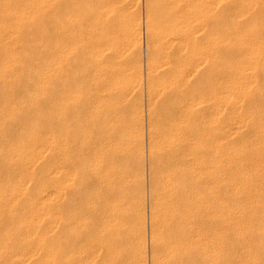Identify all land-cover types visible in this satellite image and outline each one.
<instances>
[{
    "label": "bare ground",
    "instance_id": "bare-ground-1",
    "mask_svg": "<svg viewBox=\"0 0 264 264\" xmlns=\"http://www.w3.org/2000/svg\"><path fill=\"white\" fill-rule=\"evenodd\" d=\"M137 2L123 0L127 11H135L128 12L120 43L109 23L117 0H0V264H62L63 257L64 264H75L72 255L74 247L79 248L74 246L79 238L70 240L73 245L68 244L72 245L69 249L65 245L71 257L61 254L62 247L53 239L62 225L69 232L79 224L77 207L82 204L79 170L83 164L77 150L82 146L79 139L83 134L78 128L82 104L75 71L80 56L77 43L82 39V24L87 22L80 21L84 11L83 16L93 23L94 53L90 50L97 85L93 93L99 115L103 112L98 116L92 148L97 170L95 202L101 209H95L92 216L103 229L109 227L115 207L110 200L114 193L111 180L117 165L111 157L107 124L108 99L117 89L110 59L117 57L119 44H123L134 56L128 66L130 84L141 87ZM143 11L151 264H264V210L258 217L255 213L264 207V182L252 181L258 173L264 175V111L259 109L264 107V0H144ZM48 15L53 30L49 48L55 52L51 49V61L46 64ZM59 40L67 47L61 48ZM66 52L65 60L61 53ZM64 62L67 68L62 67ZM48 65L57 72L54 81ZM47 83L54 86L50 87L54 97L49 102L51 119L46 114ZM226 105L231 106L234 133L239 135L244 127L250 130L243 146L225 144L231 129L219 119ZM131 124L130 129L135 125ZM133 131L128 134L133 141L128 144L127 161L124 159L125 181L136 176L139 189L136 184L138 192L124 203L123 225L131 246L128 264H144L140 213L145 202L144 160L137 143L140 133ZM55 136L61 140L56 141L63 157L57 153L61 159L57 160L64 162L56 178L69 176L67 185L65 182L60 191L57 189L61 196L56 206L67 212L68 217L63 216L66 224L63 220L59 223L60 215L49 210L57 202V191L51 195L46 191V155L51 154L48 147L57 143ZM227 187L236 190L238 197L229 200L224 193ZM47 225L52 237L49 247ZM72 232L71 239L78 234ZM95 246L94 257L103 254L106 262L99 259V263L109 264L107 257L116 249L109 245L108 237L97 238ZM237 253L241 256L236 257Z\"/></svg>",
    "mask_w": 264,
    "mask_h": 264
},
{
    "label": "rangeland",
    "instance_id": "rangeland-1",
    "mask_svg": "<svg viewBox=\"0 0 264 264\" xmlns=\"http://www.w3.org/2000/svg\"><path fill=\"white\" fill-rule=\"evenodd\" d=\"M117 1H118V4L119 3L121 4V2H122V5L119 4V6H117L118 5L117 4L115 6L117 9L115 8V13L113 14V19H109V21L111 20L109 23H111L113 29L115 28L114 29L115 31H113V33L115 34L114 37L115 38L117 37L118 42L121 43L122 41H119V39L122 40L121 37H122V33H123V30H124V27H125L123 23H125V21L127 19L128 12L129 11H135V9H131V10L127 11V8H126V6L123 3V0H117ZM137 4L139 5V9L138 10H140V13L138 12V10H136L135 13L138 16V17L136 16V19H138V20L141 19L140 22L137 20V22H138L137 23V25H138L137 26V31H138V35H139V38L138 39H139V43L141 44V46L139 45L141 47L140 48L141 49V51H140L141 52V60H140V67H141V69H140V71L141 72L139 71L140 72V75H142V76H140V82L142 81L141 82L142 85L140 84L141 87L137 88L138 87L137 86L136 88H133V85L130 84L129 78H130V75H131V73H130L131 70H130V68L128 66H130L132 64V61L134 59H132L133 54H130L129 52H127V50L125 49V47H123V44L120 45L117 42L119 44V46H120V47L119 46L118 47H119V49L121 51L118 50V48H117V50L119 51V53L117 51V57H113V58L111 57L112 59H110L111 60L110 61L111 62L110 63L111 64L110 65L111 66V70L114 72V73L112 72L113 73L112 75H113V77L115 76L116 77V80H117L116 85L114 86V89H116V88L117 89L116 90L113 89L114 90L113 91V94H112L113 97L111 96V98L108 99L109 100V103H110L108 105V107L110 109H107V111L110 114H109V118L107 119V124H108V133L110 134L109 137H110L111 148H112L111 149L112 150L111 151V153H112L111 154V157L113 156L112 159H116V161H117V165H115V171L117 170V172L113 171L114 172L113 175H112V179L113 180H111L112 181L111 182V185L113 187L111 189H113L112 191H114V193L112 195L113 196L112 197L113 199L111 198L110 200L112 201V203H113V205L115 207L111 211V216H110L111 217V220L109 222V227H107V230L106 229H103L102 228V225H100L101 222L98 223V221L94 218V216H92V213H94V210L95 209H98V210L101 209V207H96V202H95L96 201V189H94V187H95L94 184H95V181H96V178H95L96 173L95 172L97 170L94 171L95 170L94 169L95 168V161L92 160V159H94L93 158V156H94L93 153L94 152L92 153V151H93L92 148H94V143H95L94 140L96 138L95 137L96 135H94V131H95V134H96V130L95 129H97V126L99 127V124H100L99 123L100 121L98 122L99 124L97 123V121L99 120V117L98 116H100L101 114H103V112H101V114L99 115V112H98L99 108H97V104L95 103L96 102V97L94 95L95 93H93L97 89V87H96L97 85H96V81H95V75H94L95 72H96L95 71L96 69L94 70L95 64H94V60H93L94 48L92 46L94 44V40H93L94 34H93V31H91L92 28H90L93 25V23H90L91 22L89 20L90 18H85V16H83L82 13H84L85 11L84 12H80L81 15H82V17L80 16V19L83 18V19L87 20V22L89 20V23H87L85 21V23H87V24L84 23L83 19L80 20L81 22L83 21V23H84V24H82L80 22L83 25V29H82L83 31L82 32L84 34L83 33L81 34L82 39L80 38L78 40V43H77L78 44V50L79 49L80 50L79 51H76L77 52L76 54H79L80 56H77V60H76L77 61L76 62V68L77 69L75 68L76 69V71H75L76 72L75 73L76 74L75 75L76 77L75 78H76V81L78 80V83H80V84H78V85H80V90H79L80 92H78L77 94L80 95V99H81V103L80 104H82V105L79 104L80 105L79 106L80 107L79 108V111L81 113H80V117H79V125L80 126H78V128L80 127L81 134H83V136L82 137L80 136V139H79L80 142L82 141V146L80 144L77 147V150L79 149L78 151L80 152V153L79 152L78 153L82 155V156L81 155H78V156L81 157L82 164H83L82 166H80L81 169L79 170V172H81L80 174H82L81 180L84 182V183L81 182L82 183V185H81L82 188L80 187L81 190H80V193H79V195L81 194L79 197H80V199L82 201V202L80 201L79 204H81V203L82 204H81V206L78 205V207H77V209L80 207L79 209L81 211L79 209L77 210L78 211L77 214H79L78 216H80L79 217V222H78L79 224H77V226L73 228V230L75 231V234L78 233V234H76V236L74 235L75 236V239L73 240V237L74 236H72V239H71V237H69V235L71 236V232L73 230L69 231L70 232L69 233L67 231L68 228L67 227H64L65 225L64 226L62 225V227H64V229L65 228H67V229L64 230L60 226L61 228L58 231L60 233L57 232L58 234L56 233V236L54 237L56 240L53 239V243L55 241V243L57 245H59L58 248L62 247V248H60L61 251L63 250L61 252V254L64 252V255H66V256L69 255L68 257H71V255L69 254V251H68L69 246L71 247L73 245L71 241L78 240V238H79V240L77 241V244H76V241L74 243V246L76 245L79 248L76 249V247H74V249L76 250V252L72 255V258L74 259L75 264H101L102 262L103 263L106 262V259H105V257H103L104 256L103 254H101V257H99L98 255L96 257H94V254L95 253L93 254V251H96V248H95L96 246L95 245L97 243V238L100 239L103 236L104 237L105 236L108 237L109 245L112 248H115L116 249V251L113 253V255L111 256V258H109V256L107 257V260H108L109 264H128L129 263V256H130L129 254L130 253L128 252L129 250H127V249H129L131 246L128 245L129 243L127 241L128 237H129V233H127V230L125 229L126 227H125V225H123V223L126 220V215H125V212L123 211V209H124L123 206L125 207L126 204H124V203H127L129 201L128 200L129 195L132 194V193L133 194H136L138 192V189H139L138 188V184H137L138 182H136L137 181L136 180L137 179L136 176L135 177L134 176L131 177L130 178L131 180L129 179V180H126L125 181V179H128V178H126V175H127L126 173L127 172H126L125 162L127 161V157H125V155L127 156V152L126 151L129 148V145L131 144L130 141H133V140H130L129 139L130 137L128 136V134L130 135V130L131 131L135 130L133 132H136L137 131L138 134L140 133L139 135H137L138 136L137 137V143H138V147L143 149L141 152L143 153L142 154V160H144V161H142V164H143L142 165V168H143V170H142V173H143L142 176L143 177L142 178H143V186H144V191H143L144 192V195H143L144 198H143V200L145 201V202L144 201L143 202L145 204L143 203V207H140V211H141L140 213H141L142 221H143V224H142V233H143V243H142L143 250H142V253L143 254L142 255L144 256V264H151V243H150L151 242V228H150V206H149V199H148L149 196H148V158H147L148 157V148H147L148 147V132H147V118H148V116H147V104H146L147 103V99H146L147 98V96H146V71H147L146 70V67H147L146 63H147V60H146V54H145V52H146V49H145L146 46L145 45L146 44H145V34H144V26H143L144 25L143 24L144 23L143 22L144 0H138ZM138 5H137V7H138ZM119 7H121L120 10H118ZM137 7H136V9H137ZM83 9H84V7H83ZM80 11H81V9H80ZM137 12H138L139 15L137 14ZM47 17L49 18V15ZM49 21L51 22L50 18H49V20H46V27L48 25V27H47L48 29L46 28V30H47L46 31L47 32L46 39H48V40H46V45L48 47L46 48V51H45V53L47 55L46 56V59H47L46 60L47 61L46 64H49L50 63V61H51V55H50V53H52V50L54 49V48L53 49L51 48L52 49L51 50L49 48V46H51V41H49V40H51V38H49V36L50 37L52 36V34H50V32H51L50 29H52V27H51V24L52 23H50ZM112 21H113L114 25H113ZM47 22H48V24H47ZM139 23H140V25H139ZM90 24H92V25H90ZM84 25H86V26H84ZM138 27H140L141 29L138 28ZM52 32H53V30H52ZM89 40H91V41L88 42ZM59 42L61 43V40H59ZM91 42H92V44H91ZM60 43H59V46L62 45L61 48H63V46L64 47H67V46H65L66 45V42H62L61 45H60ZM89 46H91V47H89ZM79 47H81V48H79ZM90 49L92 50L93 53L91 52ZM76 50H77V48H76ZM67 54H69V53H67V52L66 53H61L62 56H64V55L66 56L65 57V60L67 58ZM128 55H131V58ZM114 59H116V60H114ZM141 61H142V63H141ZM64 63H63L64 66H62V67L67 68L66 67L67 66L66 65L67 63H65V64ZM50 65L47 66V72H48V69L50 71V72H48V74L52 72L51 70H53L52 73H54V76H52V74L50 76L53 79V78H55V74L57 72L54 71L53 68L51 69V66ZM65 68H63V70ZM47 77H48V79H51L49 76H47ZM117 77H118V79H117ZM57 79L60 80L59 77L58 78L56 77V80ZM61 79H63V78H61ZM53 81H54V79H53ZM122 81H123V83H122ZM48 82H49V80H48ZM61 82L62 81L60 80V83ZM50 83H53L54 85L56 84L55 82H52V81H50ZM50 83H47V86L48 87L46 89L48 91L47 96H46L47 97L46 100L49 98L48 99L49 101L47 100V103H48L47 104V107L48 108H47L46 114L50 112L49 105H51V103L49 104V102H51V100L53 101V99H51V98H54L51 95V93H50V91H51L50 90V87L52 86V85H50ZM262 84H264V81H262ZM52 87L54 88V86H52ZM55 88H56V86H55ZM134 89H135V91H134ZM128 92H130V93H128ZM49 96H51V97H49ZM82 100H83V102H82ZM230 107L231 106H228V105H226L224 107V109L222 111L223 113H222V115L220 116V119H219L220 124L227 125V127H230V129H231L230 133L225 138V144L226 145H233V146H240V145L243 146V143L251 135V133H250V130H249L248 127L242 128L241 129L242 131L240 132L239 135H236L234 133V131H235L234 125L230 121L231 120ZM259 109H260L261 112L264 111V107H261ZM50 114H53V113L51 112V113H49V115L47 114V117L49 119H51L53 117V116L51 117ZM97 117H98V119H97ZM49 119L47 120V123H46V124H48L47 126L51 125L50 123H48V122H50ZM108 120H109V123H108ZM131 123H133L135 125H134V128H131L130 129V127H133V125ZM58 133H55V134H58ZM134 135L136 136V133H134ZM56 136H55V142H57V143L53 144V146L54 145H56V146H54V147L51 146L52 148L51 147L50 148L48 147V150L47 151H49V153H51V154H47L48 156L46 155V162H47L46 163L47 165L45 166L46 167L45 168V171H46L45 182L47 184L46 191H47V194L48 195H51L50 194L51 191H53L52 193H54V189L57 191V194H56L58 196V197H56V198H58V199H56L57 202L55 201L56 203L54 202L53 203V206H50L51 209L49 208V210H51V211L53 210L52 212L55 211L54 213L56 214V217H57V214L60 215V217L58 215V217H59V220H58L59 223L63 220L65 222V224H66V217H63V216H67L68 217L67 212L65 211V209H63L64 207H61L63 209L62 210L60 208V206L58 207L56 205L59 204V201L58 200H59V198L61 196V195H58V193L60 191V186L62 187L65 184V182H66L65 185H67L68 179H66V178H69V176L67 175L68 176L67 177L65 175L63 177V175H61V177L58 178V180L56 178V176H60V175H58L59 173L57 171L59 165L61 166L62 163H64V162L61 161V164H60V161H59V160H61L60 158L62 157L61 155H59V152L62 151V149L59 148V147H61L60 146L61 145L60 144L61 140H59L58 137H56ZM57 139L60 142L56 141ZM139 140H141L142 142L140 141L141 143H139L138 142ZM114 149H115V152H114ZM51 150H53L54 152L51 151ZM89 152H90V154H89ZM57 153H58V155H59L60 158L58 157ZM114 155H115V157H114ZM89 156H90V158H89ZM118 157H120V159ZM82 158L83 159L85 158V159L83 160ZM86 158H87V160H86ZM261 158L264 159V155H262ZM57 159H59V160H57ZM79 160H80V158H79ZM84 164H86V165H84ZM62 166H64V165H62ZM54 170L57 171V175H54V174H56V172ZM124 170H125V172H124ZM51 176L54 177V179ZM93 179H94V182H93ZM252 181H253V183H255V182H259V183L260 182H264V175L262 173H258L256 176L252 177ZM54 182H57V183L59 182L60 184L58 185L56 183L58 185L57 186V185L54 184ZM131 182L133 183V185H132ZM50 183L51 184L53 183V184L51 185ZM91 183L92 184L94 183V184L92 185ZM136 184H137V186H136ZM117 185L119 187H115ZM55 186L57 188H55ZM135 186L138 188L137 190H135V188H136ZM225 189L226 190L224 191V193H225V195L227 196V198L229 200H233V199H235V198L238 197L237 194H236V190H234L232 187H227ZM246 196H248V193H246ZM243 197H244V194L242 195V198L241 199H244ZM262 210H264V207H261L259 210H257V209L255 210V213H256L257 217H258L260 211H262ZM64 213L67 214V215H65ZM48 214H51V212H49ZM48 221L50 222L49 217H48L47 223H48ZM48 225H47V229H46L47 234L49 235V236H47L49 238V239H47V241H48L47 242V245H48V243H51V240L50 239L52 238V237H50L51 235L49 234L50 226H48ZM98 231H99V233H98ZM65 232L68 233V234L65 235L66 234ZM124 232H125V234H124ZM72 234H74V232H72ZM121 234L124 235V236H119ZM76 237H77V239H76ZM122 237H123V241L121 242V240H122L121 238ZM125 237H126V239H125ZM117 238L120 239L119 240V243H121V246L120 247L118 246L120 244L117 243L118 242L117 241L118 240ZM63 240H64V242H63ZM67 240L68 241L71 240L70 243H67L68 242ZM63 243H66V244H63ZM123 243H125L126 246ZM60 244H61V246H60ZM68 244H72V245H68ZM49 245H48V247H49ZM65 245L68 247V249H66L68 252L65 250V248H66ZM116 245H117V247H116ZM74 255H76L75 258L73 257ZM238 255L239 254L237 253L235 256L236 257H240L241 256V255H239V256ZM99 259H101L100 260L101 263H99L100 262ZM65 260L66 259L63 257L62 260H61L62 264H64Z\"/></svg>",
    "mask_w": 264,
    "mask_h": 264
}]
</instances>
